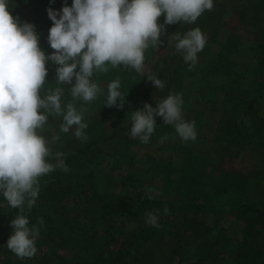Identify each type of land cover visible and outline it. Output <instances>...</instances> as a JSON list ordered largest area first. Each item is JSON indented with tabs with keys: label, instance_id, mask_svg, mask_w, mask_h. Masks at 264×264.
I'll return each mask as SVG.
<instances>
[{
	"label": "rangeland",
	"instance_id": "rangeland-1",
	"mask_svg": "<svg viewBox=\"0 0 264 264\" xmlns=\"http://www.w3.org/2000/svg\"><path fill=\"white\" fill-rule=\"evenodd\" d=\"M66 3L67 6H71L72 0H66ZM14 4L15 13L12 16L19 17L21 23L33 24L40 37L41 49L46 55L52 54L54 50L48 44V33L53 25L48 18L47 9L51 7L59 11L65 5V0H55L54 3L50 0H16ZM213 4V9L205 11L193 24L180 22L165 26V34L160 37L163 46L158 49L149 47L145 51L143 74H138L132 69L125 70L123 66L112 68L110 65L107 72H94L92 80L101 88V92L94 101L90 103L82 100L73 101L69 90L71 86L55 83V66L51 62L46 65L48 76L41 95L54 91L56 87H62L64 89L61 97L62 107L73 102L78 111H83L82 122L88 124L85 134L88 137H94L88 138L87 141L99 139L98 145L103 148V155L100 156L103 162L93 166L94 174H96L93 182L102 191L111 190L117 195L138 198L144 194L149 195L148 190L152 189L153 201L162 202L163 200L164 203L177 207L186 200L182 201L181 192L173 189L175 182L172 183V181L175 175L171 174V168L182 167L188 162H186L189 160L187 158H193L196 155L211 158L216 164L213 170L217 173L225 172L228 175L241 176L233 192L215 198L212 203L215 207L213 212H199L194 216L208 228V239L213 243L215 250L225 252L222 253L226 256H220L218 264H226L233 257L232 253L239 247L242 237L240 234L245 229L244 223L238 218L239 208L250 203L260 206L264 204V132L252 129L245 122L239 124L229 122L224 132L220 130L219 133V128L222 126L217 129L213 145H209L208 141H211L213 131L205 124V118L208 121L213 119L214 115L211 114H217L218 108L210 107L208 103L216 96L207 94L204 87L208 79L206 74L211 72L216 74L221 72L230 76L229 83L223 88L228 99L239 89H244L245 86L252 87V84H255L251 79L253 69L251 70L249 65L261 56V50L264 51V0H213ZM164 19L162 15L158 23L163 24ZM195 28L202 31L207 37V42L204 49L197 54L196 64L190 68L182 56L176 53V41L169 37L176 32L183 37L187 31ZM249 45L250 47L245 48L247 50L241 53L239 47ZM149 74L157 78L161 77L160 80L165 84L162 91H156L151 82L146 81ZM245 76L248 77L249 82L245 83ZM117 79L120 81L119 90L126 95L123 109L105 107L108 84ZM263 82L260 80L256 84V88L259 87L258 90L263 96L255 97L254 101L259 109L258 113L262 115H264ZM196 83L199 86H196ZM169 94L182 95L183 119L187 122L195 121L197 139L182 141L175 133L174 127L165 126L161 117H155L156 131L147 144L130 138L132 112L142 109L145 103L155 108V100L166 98ZM213 101L215 103L218 101V104L222 105L221 96L218 100H212L211 104ZM231 107L233 106L230 103L225 104V110H223L226 111ZM232 111L230 114L234 113L236 115L233 116L241 117L240 110ZM62 122L61 116L51 115L44 129L38 130V134L49 141L50 148H62L74 140L79 141L72 131L68 134L60 132ZM116 130H120L125 138L122 144L113 141L116 144L108 145L101 141L103 137L109 139ZM56 135H59L60 139L52 144V138ZM165 136L167 139H162ZM201 138L204 142L199 146L198 142ZM229 138L234 139L229 140ZM198 166L200 168L202 163L198 162ZM162 168L166 171H162ZM208 171H212L210 165L206 173ZM166 175L171 177L170 183L166 182ZM210 175L216 177L214 171ZM205 191L209 192L210 188L207 187ZM152 207L163 210L165 208L164 205L158 207L156 203H153ZM163 210L156 213L160 224L157 236L146 243L148 245L143 251L131 249L130 254L122 261H116L117 264L196 263V247L188 242L191 239L186 237L180 239L177 235V231L180 233L181 231L175 226V222L179 213L181 216L182 213H173L169 210V213L165 215ZM193 221L197 222L194 219ZM141 224L148 225L146 219H140L138 223L128 225L126 231L133 230ZM9 237L1 236L0 238V264H79L81 261L86 263L85 258L80 260L75 256L76 259H74V253L67 247H58V242L52 244L43 238L35 242L36 254L32 258L21 260L7 248ZM258 241L259 246L264 249V236H261ZM251 246L254 247V245ZM76 249L79 250V248ZM104 250L108 253V249ZM171 252L177 253L173 259L169 256ZM109 259H111L109 263L114 264L112 263L114 255L111 254Z\"/></svg>",
	"mask_w": 264,
	"mask_h": 264
},
{
	"label": "clouds",
	"instance_id": "clouds-1",
	"mask_svg": "<svg viewBox=\"0 0 264 264\" xmlns=\"http://www.w3.org/2000/svg\"><path fill=\"white\" fill-rule=\"evenodd\" d=\"M213 7V0H72L71 6L65 0L61 10L47 9L53 25L48 44L54 51L46 55L35 26L21 23L19 17L11 15L8 0H0V195L10 208L19 210L10 223L13 232L6 244L17 258H32L37 252L35 242L40 230L36 225L42 226L44 221L38 217L30 227L25 213L31 211L38 198L39 177L57 168L69 171L63 153L55 154V164L48 162L53 153L49 141L38 130L44 129L51 115L61 116V133L72 131L79 141L88 140L83 111H78L73 102L62 107V87L41 95L48 76L47 63L55 66L57 85L71 86L73 101L90 103L101 92L92 80L94 72H107L110 65L143 74L145 51L163 46L160 37L165 34V26L193 24ZM162 15L165 19L160 24ZM169 39L176 41V53L190 68L207 42L199 28L187 31L183 37L176 32ZM146 81L156 91L165 87L153 74ZM119 89L118 79L108 84L105 107L124 108L126 95ZM155 103V108L145 103L142 109L132 112L130 138L147 144L156 131L155 117H161L165 126L174 127L182 141L197 139L195 121L183 119L182 95L169 94ZM242 119L248 123L247 118ZM59 139L56 135L51 143ZM152 191L148 190L149 199ZM163 211L165 215L169 213L167 208ZM145 217L147 224L160 227L153 212H146Z\"/></svg>",
	"mask_w": 264,
	"mask_h": 264
},
{
	"label": "trees",
	"instance_id": "trees-1",
	"mask_svg": "<svg viewBox=\"0 0 264 264\" xmlns=\"http://www.w3.org/2000/svg\"><path fill=\"white\" fill-rule=\"evenodd\" d=\"M15 1L8 0L11 15L15 13ZM261 72H264V68ZM258 92L261 93L260 90ZM245 93L244 89H239L236 94L231 95L232 109L238 106L237 110L241 111V117L221 116L219 124L222 128H219V133L224 132L227 123L239 124L244 122L242 117L246 118V116L248 126L256 131L264 132V115L257 114L259 110L257 105L249 100ZM88 138L93 139L94 137ZM233 139L229 138V140ZM124 140L120 130L113 131L109 139L106 137L101 139L108 145L116 144L113 141L122 144ZM98 143L99 139L87 142L74 140L62 148H51L53 155L48 158V162L55 164V154L63 153L62 158L69 171L64 172L57 168L39 177L38 198L31 211L26 210L25 213L30 219V227L36 224L38 217L43 219L42 226L36 225L40 230L38 239L43 238L52 244L58 242V247H67L74 253V259L76 257L80 260L85 258V264H110L111 254L114 255L112 263L115 264L116 261H122L125 256H128L131 249H137L138 252L143 251L148 245L146 243L151 241L152 237L157 236L160 227L156 228L149 224H141L133 230L126 231L128 225L138 223L140 219H146V212H153L157 215V211L163 210L154 209L152 204L156 203L158 207L164 205L173 213H182V216L179 213L175 222V226L181 231V233L177 231V235L180 239L190 238L191 241L188 240V242L196 247L195 264H218L219 257L226 256L223 254L224 251L222 253L215 250L213 243L208 239V228L194 216L199 212H213L215 207L212 203L215 198L233 192L241 176L228 175L225 172L217 173L213 170L216 164L211 158L196 155L193 158H187L189 160L186 162H188L182 167L171 168V174L175 175L173 181L169 175H166V182L170 183V180L172 183L175 182L173 189L181 192L182 201L185 199V203L175 207L173 204L164 203L163 200L155 202L146 194L138 198L117 195L111 190L102 191L93 182L96 176L93 166L103 162V158L100 157L103 155V148L99 147ZM198 162L202 163L200 168ZM208 165L216 177L210 175L212 171L206 173ZM165 168H162V171H166ZM207 187L210 188L209 192L205 191ZM18 211V209L10 208L0 195V238L1 236L9 237L12 234L13 229L10 223ZM238 218L244 223L245 229L241 231L239 247L232 253L233 257L226 264H264V249L259 246L258 241L261 236H264V204L260 206L250 203L240 207ZM80 248L81 254L79 255ZM104 249H108V253ZM171 253L169 256L173 259L177 253ZM79 264H84V262L81 261Z\"/></svg>",
	"mask_w": 264,
	"mask_h": 264
},
{
	"label": "crops",
	"instance_id": "crops-1",
	"mask_svg": "<svg viewBox=\"0 0 264 264\" xmlns=\"http://www.w3.org/2000/svg\"><path fill=\"white\" fill-rule=\"evenodd\" d=\"M248 47H250V45L249 46H240L239 47V50L241 51V53H243V52H245V50L248 49ZM245 48H247V49H245ZM261 53H262L261 56H259L258 59L253 64L251 63V65H249L251 67V70L253 69L252 73H251V71H250V73H251L252 82L255 83V84H252V87H246V86L243 87L244 90L246 91L245 96L249 100H251L253 103H255L254 102L255 101V97L261 98L263 96L257 90L259 87L257 86L258 88H256V84L259 83V81L261 79H262V82L264 81V72L263 73L261 72V74H260V71L263 70V68H264V51L261 50ZM251 56H252V53H251L250 57ZM235 62H237V61H235ZM192 72H194V69L193 68H192ZM206 76L208 77V79H207V85L204 87V89H205V91H207V94H209V95H212L213 94V95L216 96L214 99L211 98V101L212 100H218V97L221 96V102H222V105L221 106H220V104H218V101L216 103L213 101L212 104H211V101H210V103H208L209 105H211L210 106L211 108H218L217 109V111H218L217 114H211V115H214V118L213 119H211L210 121H208L205 118V124L208 125L210 128H212V131H213V135H212L211 141H208L209 145L212 146L213 145V141L215 139V134L217 132V129L219 127H221V125L219 124V121L221 120V116H224L225 115L226 117H229V115H236V114H234V113L230 114L231 112H233L232 111L233 110L232 109L233 107H231L230 109L228 108V109H226V111H224L225 110L224 109V105L225 104L226 105L229 104L230 103V100L229 99H231L230 97H229V99L226 98V94H224V90H223V88L225 87V85L227 83H229L230 76L225 75L224 73H221V72L219 74L212 73V72H211V74L210 73H207ZM247 79H248V77L245 76V83L246 82H249ZM197 85L199 86L198 83H196V86ZM225 98H226V100H225ZM230 105H231V103H230ZM234 107H235V109L238 108V106H234ZM257 114H259V113H257ZM211 115H208V116H211ZM203 142H204V139L201 138V141L198 142L199 146ZM161 146H163V145H161ZM162 154L163 153H161V155Z\"/></svg>",
	"mask_w": 264,
	"mask_h": 264
}]
</instances>
